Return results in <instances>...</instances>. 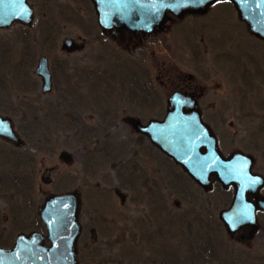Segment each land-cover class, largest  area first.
<instances>
[{"label": "rangeland", "instance_id": "1", "mask_svg": "<svg viewBox=\"0 0 264 264\" xmlns=\"http://www.w3.org/2000/svg\"><path fill=\"white\" fill-rule=\"evenodd\" d=\"M63 2L68 5L67 0H63ZM58 3L60 2L58 1ZM72 7L79 8L76 3L68 6L73 10ZM47 14L56 17L52 10L48 9ZM85 15L81 17V22L84 21L87 24L95 22V19L93 20L87 14ZM72 21L71 25L65 23L62 25L58 45L69 38L75 42L84 41L86 43L88 40L91 41L90 37L79 29L77 21L75 19ZM224 21L231 24V21ZM179 22L185 24V27H192V24L189 25L184 20L173 24L165 23L157 29V34L142 38L140 44L136 41L126 40L120 42L115 50L87 45L80 52L81 58L87 62L89 57L93 56L94 59L97 57L99 61L96 59L95 61L105 65L107 62L112 63V61L117 60L116 58H113L114 60L108 59L112 51L116 53L119 59L124 60V68L120 67L118 71L126 72V76L117 75L118 78H122L105 83L103 88H117L125 93L126 98L130 94L135 95V101H137L140 89L133 86L128 70H132L137 74V68L133 63L129 64L128 62L134 61L138 65V69L142 70L144 76L149 78L147 87L154 91H151L148 97L144 96V99L149 98L151 104L144 107L143 110L128 108L129 114L126 115L130 117L160 120L164 116L167 97L177 87H180L181 91L186 90L188 93L197 94L199 91L204 93L203 96L201 95V105L208 112L205 119L208 123L209 119L214 120L215 123L210 122L217 132L223 154L227 155L234 151L249 154L254 157L257 172L264 174V134L259 133L258 130L259 128L264 129V84L261 81L257 84L250 81V85L244 88L242 85L244 82L241 81V78H236V73H233L229 79L230 66L228 64L220 62V60L214 64L211 56L207 57L204 53L198 58H194L192 53H188V49L181 48V44L173 37L175 27L181 26L177 25ZM235 25L244 35L239 25ZM244 38L249 40L248 37ZM245 39L239 41H242V46H245L249 55H254V50L249 47ZM134 47L136 48L134 49ZM201 51L204 52V50ZM260 51L256 49L255 55L252 56L256 60V63L253 62L252 67L264 71V59L261 54V52L264 54V51L263 49ZM226 53L230 56L236 54L230 49H226ZM238 55H240L239 52ZM72 59H77V57L67 56L66 58L68 62ZM249 60L245 57L239 58L243 73H253L250 70V64L247 65ZM70 64L71 62H69ZM90 67L92 68V66ZM79 68L89 69V66L84 63L75 65L76 71ZM226 69H228V72ZM68 74L72 75L70 72ZM188 74L193 75V80H196L193 83L196 86H190L186 82H178L179 77ZM202 74L207 76L205 81L200 78V76H203ZM143 84L145 87V82ZM67 86H69L68 92H72L74 83L68 82ZM83 88L86 89L87 87ZM84 89H79L78 94L79 92H85ZM15 94V92H12V95ZM90 94L92 93L90 92ZM47 100L51 103V97ZM95 100H97V97ZM77 101H80V99H77ZM34 104L36 103L34 102L30 106V119L39 122L42 128L46 126L49 129L53 125L55 116L49 115V120L44 118L43 110L39 111L40 107L37 108L38 103L37 106L35 105L36 107L33 106ZM84 104L83 101L77 102L80 111L84 112ZM103 104L99 103L95 109H104L105 105ZM213 105L215 110L211 113L208 109ZM20 116L15 115L14 121L16 124L20 121ZM142 120L144 121V119ZM229 124L233 125L232 130L228 127ZM59 127L62 126L59 125ZM49 130L52 131L50 132L51 136L45 138L47 144L44 147L46 146L47 154L46 157H43L46 158L44 169L57 167L58 173L51 177L50 185L43 186L41 175L35 173L37 168L33 166L32 171H29L31 172V189L19 192L20 203L22 206L28 205V203L32 204L36 214V209L51 194H60L64 191L79 193L81 201L79 223L82 227V235L77 244L79 264H153L152 261L156 262L155 264L160 262L161 264H188L189 262L194 264H252L253 257L259 259L260 264L264 263V232L262 230L264 217L262 215H258L260 225L258 235L252 242L245 244H238L235 242V238L226 237L222 226L218 222L217 215L219 211L225 209L230 203L231 191H222L218 186H215L212 193H202L165 159L163 160L165 168H159V165L157 168V163H159V160L161 161L160 156L155 152L150 153L148 149L145 150L146 155H142L143 146L133 147V149L127 147L129 151L126 157H130V154L135 151L139 153L140 159L153 157L151 161L144 158V161H148L146 165H149L150 168L145 169L149 173L145 169L143 170L151 177L152 172L155 173L154 169H160L158 177H154L156 180L154 186L159 187V189L154 187L152 191L145 193L147 188H140L142 176H139L141 173L132 168L129 172L127 168H124L126 170L124 174L126 178L123 179L125 183H120L109 165L100 171L96 168L98 172L95 179L88 178L85 180L76 165L72 169L65 168L58 163L59 153L66 149L72 151L75 146H71L73 142L70 144V141H75L73 138L81 133L63 134L56 130L53 131V129ZM61 130L64 132V129L61 128ZM108 135L110 137L113 135L115 139L119 135L122 139H118V144L128 142L136 137L130 128L125 125L117 128L113 127L108 131ZM53 141H56L55 147L51 143ZM104 141L105 139H102L101 144ZM144 147L146 148V146ZM53 148H55V151ZM118 149L121 150L119 147ZM39 151L36 149L35 153ZM35 153L32 152V154ZM32 154L30 153L34 157ZM114 157H121V155H115ZM155 160L157 161L155 162ZM166 163H168V169ZM77 169L76 179L72 180L70 173L75 172ZM176 176H179L182 182H185V189L184 192H181L182 194L174 186V183H177ZM131 181L133 184L126 183ZM95 186L96 188H94ZM118 186L130 197L139 199L138 203L128 201L125 206L120 207L113 193V190ZM158 190L164 196L163 199L162 196L159 197L161 202L154 199ZM174 200L180 203V209L173 207ZM18 201L16 200V203ZM201 225L204 228L203 230L200 228ZM35 226L39 227L36 228ZM42 226L32 224L31 230L43 232L42 234H44ZM207 234L211 235L210 241L206 242L209 245L211 242L213 243L212 250L201 253L198 250V245L200 240L205 241L207 239ZM158 254L159 257L157 258L156 255ZM211 254L212 256H210ZM191 257L196 259H191Z\"/></svg>", "mask_w": 264, "mask_h": 264}, {"label": "water", "instance_id": "2", "mask_svg": "<svg viewBox=\"0 0 264 264\" xmlns=\"http://www.w3.org/2000/svg\"><path fill=\"white\" fill-rule=\"evenodd\" d=\"M90 1L97 13L98 23L104 29L115 27L117 30L150 32L160 25L167 12L175 16L198 13L223 0ZM229 1L252 34L264 41V0ZM6 7L11 13V21L27 15L25 0H0V17L4 16ZM63 47L71 48L70 42H65ZM40 75L45 81L47 74L41 72ZM138 130L204 190L210 189L211 176L224 188L232 185L236 191L235 198L229 210L220 214V219L229 235L240 228H249L250 237L256 233L255 212L264 211V199L259 195L262 181L250 174L252 159L240 154H232L227 159L221 156L212 133L200 121L193 99L173 94L167 100L164 119L150 122L147 127ZM248 196L255 198L254 204L249 202ZM78 208L76 194L48 198L40 209V215L51 246L42 248V237L32 235L29 239L18 241L12 251L1 252L0 264H77L75 243L80 235Z\"/></svg>", "mask_w": 264, "mask_h": 264}, {"label": "flooded vegetation", "instance_id": "3", "mask_svg": "<svg viewBox=\"0 0 264 264\" xmlns=\"http://www.w3.org/2000/svg\"><path fill=\"white\" fill-rule=\"evenodd\" d=\"M44 29L45 27L40 25L35 27H24L15 24L7 30L14 34L11 36L9 43L12 48L15 46L17 55L23 56L24 63L30 64L34 60V57L29 52V39L31 35L33 34L34 37H36L38 32ZM3 32L6 33V31H0V33ZM140 37L139 35H125L123 36V40H132L140 44L142 43ZM95 39L98 44L101 41H104L105 44L108 43L107 38L101 39L95 37ZM13 78L14 75L10 73L0 76V117L9 120L19 140L16 143L0 138V249L2 250L13 248L18 237L28 236L32 232H37L34 230L32 231L31 226L32 224L38 225L41 223L38 214L40 207L36 209L35 214L32 204L28 203V205L22 206L20 203L21 199L19 195L21 191H29V189H31V172L29 171H32L33 166L37 168V170L35 169V173L41 175L43 186L47 184L50 185L52 181L51 177L55 175L50 172L48 177H46L47 170L44 169V163L46 161V158H43L46 157L44 147L46 144L45 130L39 133L38 138H32L30 136L31 127L36 126V124L31 125L30 122V93L32 91V84L27 80L15 83ZM176 90L181 91L180 87H177ZM12 92L16 94L12 95ZM15 115H21L20 121L17 122V124L14 121ZM106 117L108 116L106 115ZM114 124L118 125L119 123L116 122ZM36 144L39 145V148ZM36 149L40 151L35 153ZM32 152L35 154H32ZM30 153L34 155V157H32ZM43 177H46V179L44 180ZM73 178L72 180L76 179L75 177ZM16 200H19V203H16ZM35 227L38 228L39 226ZM43 244L45 245V242Z\"/></svg>", "mask_w": 264, "mask_h": 264}, {"label": "trees", "instance_id": "4", "mask_svg": "<svg viewBox=\"0 0 264 264\" xmlns=\"http://www.w3.org/2000/svg\"><path fill=\"white\" fill-rule=\"evenodd\" d=\"M207 250H208V251H211V248H205V249H204L205 252H206ZM210 256H212V254H211ZM156 257L158 258L159 255H156Z\"/></svg>", "mask_w": 264, "mask_h": 264}]
</instances>
